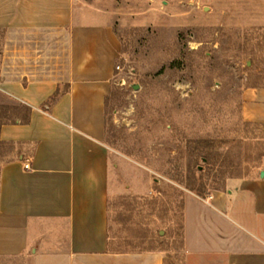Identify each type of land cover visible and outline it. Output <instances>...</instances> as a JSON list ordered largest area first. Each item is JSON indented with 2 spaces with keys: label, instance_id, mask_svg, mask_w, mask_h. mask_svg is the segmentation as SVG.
<instances>
[{
  "label": "crops",
  "instance_id": "crops-1",
  "mask_svg": "<svg viewBox=\"0 0 264 264\" xmlns=\"http://www.w3.org/2000/svg\"><path fill=\"white\" fill-rule=\"evenodd\" d=\"M0 27V88L31 109L27 123L0 130L3 142L22 147L0 169V257L167 264L163 250L118 251L111 241L106 109L121 54L114 19L85 0H0ZM241 116L264 124V87L243 92ZM227 188L185 197L182 264H264V178Z\"/></svg>",
  "mask_w": 264,
  "mask_h": 264
},
{
  "label": "rangeland",
  "instance_id": "rangeland-1",
  "mask_svg": "<svg viewBox=\"0 0 264 264\" xmlns=\"http://www.w3.org/2000/svg\"><path fill=\"white\" fill-rule=\"evenodd\" d=\"M85 2L114 19L121 43L105 134L113 247L163 250L182 264L185 197L264 171V124L241 116L243 92L264 87V0ZM4 38L0 27V64ZM28 115L0 88V130ZM21 148L0 138V169Z\"/></svg>",
  "mask_w": 264,
  "mask_h": 264
},
{
  "label": "trees",
  "instance_id": "trees-1",
  "mask_svg": "<svg viewBox=\"0 0 264 264\" xmlns=\"http://www.w3.org/2000/svg\"><path fill=\"white\" fill-rule=\"evenodd\" d=\"M27 108H28V112H29V115H30V113H31V109H30L29 107H27ZM29 115H28V119H27V121H26L25 123L28 122V120H29Z\"/></svg>",
  "mask_w": 264,
  "mask_h": 264
},
{
  "label": "built area",
  "instance_id": "built-area-1",
  "mask_svg": "<svg viewBox=\"0 0 264 264\" xmlns=\"http://www.w3.org/2000/svg\"><path fill=\"white\" fill-rule=\"evenodd\" d=\"M117 69H120V67H117ZM25 168H26V169H29V165L26 164V165H25Z\"/></svg>",
  "mask_w": 264,
  "mask_h": 264
},
{
  "label": "water",
  "instance_id": "water-1",
  "mask_svg": "<svg viewBox=\"0 0 264 264\" xmlns=\"http://www.w3.org/2000/svg\"><path fill=\"white\" fill-rule=\"evenodd\" d=\"M261 177L264 178V171L261 172Z\"/></svg>",
  "mask_w": 264,
  "mask_h": 264
}]
</instances>
